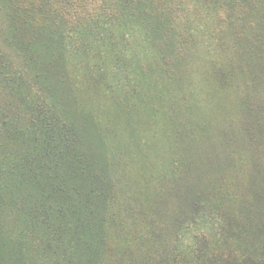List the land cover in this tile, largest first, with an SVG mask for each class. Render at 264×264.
I'll list each match as a JSON object with an SVG mask.
<instances>
[{"label": "rangeland", "instance_id": "374dc122", "mask_svg": "<svg viewBox=\"0 0 264 264\" xmlns=\"http://www.w3.org/2000/svg\"><path fill=\"white\" fill-rule=\"evenodd\" d=\"M229 2L232 24L221 0H177L165 25L114 0L48 13L41 1L14 35L24 53L0 0V59L12 66L0 130L43 145L54 103L65 152L78 137L92 165L81 196L73 169L67 181V164L40 152L26 176L0 162L18 177L0 186L18 218L12 234L0 215V264H264V17ZM12 74L29 92L14 94Z\"/></svg>", "mask_w": 264, "mask_h": 264}, {"label": "trees", "instance_id": "16d2710c", "mask_svg": "<svg viewBox=\"0 0 264 264\" xmlns=\"http://www.w3.org/2000/svg\"><path fill=\"white\" fill-rule=\"evenodd\" d=\"M42 4L48 5L47 9L45 10L47 13L51 9H56L58 7L69 9V10H77L76 8L80 6H94L101 4L103 0H1L3 9L6 15V21H7V38L8 40H12L14 44L17 45V47L25 53L31 52L30 45L27 44L26 46L19 42V39H25L23 38V34H21L18 38L14 35H17L19 30L26 29L28 22L24 19L22 20L21 14L23 13H29L31 9L35 11L36 4ZM119 1L120 4L125 8H135L138 11L141 10L143 15L146 18H157V22L161 24H166L165 19H168L167 15L170 14L173 9L177 6V0H114ZM236 2L239 4V6H243V8H246L247 4L251 5V8L254 13L259 12L264 17V7H263V1L262 0H233V3ZM229 0L223 1L221 0L220 5L222 6V10L218 13L221 15V17L224 20H227L229 23H233L232 15L229 13L228 17L226 18L227 11H229L230 5ZM224 4H226L224 6ZM53 5L54 7H51ZM246 5V6H245ZM83 9V8H82ZM86 9V7H84ZM164 9H169L170 11H164ZM154 10V13L152 11ZM175 10L173 11V13ZM172 13V14H173ZM225 15V16H224ZM220 17V16H219ZM144 18V17H142ZM248 21H245L244 24H248ZM166 31L165 28L161 30L162 33ZM51 34V33H50ZM259 38V36H258ZM22 45V46H21ZM24 58L25 55L23 54ZM7 61V64L5 62ZM31 64V63H30ZM2 65V66H1ZM32 67V64L30 65ZM33 68V67H32ZM8 70L9 72L12 71V66L9 64V60L7 59H0V73L3 71ZM11 84H13L14 94L17 93V91L21 93H25V90L29 92L30 85L27 84L25 81L23 82L21 78L19 77L20 81L22 82L23 86H21V82L19 86H15L14 79H16L15 75L12 74L11 77ZM15 86V88H14ZM20 86L22 87V90H20ZM11 89V87H10ZM57 87L50 88L49 96L45 98L48 99L52 95V91H56ZM37 99V98H35ZM28 101L23 102V113L27 112L31 115V105L36 101L34 100L33 96H30L27 98ZM30 101V102H29ZM39 102V99L37 100ZM48 114H44L42 117L44 118L43 123L46 125L45 134L44 136L41 135V139H38L42 144H39L31 149V136L24 137V134L16 133V137L10 134L7 130L1 131L0 130V162L5 163L9 171L14 170V168L17 167L19 170L17 174L20 172L21 175H25V170H28L27 172L31 171L30 161H34V151L40 152L42 157L40 159L44 160L45 164L51 163L56 161L59 165V167H63L62 163L67 164V167L65 168V172L67 175V181H69V175H70V168L73 169V184L70 188H73L74 193H76V190H79L81 193V196H84L90 189L91 179L89 174L85 173L86 171L92 170V165L89 163V160L91 159L90 155L87 154V150L84 148L83 142L79 140L77 137L74 139V142L72 146L69 148L72 150H76L77 156H79V159H74V161L71 159L73 158L74 154L71 155V150L67 149V152L64 150L65 143L67 139L71 140L72 136L70 133H68V137L64 136V133H57V129L60 127V124L51 123V117L49 118V114L51 112H54L55 114L58 112V110L54 107V103H52L51 108L47 107ZM29 117V116H28ZM38 117V116H37ZM26 117L23 116V118L20 119V123H18L15 120H12V123H18L19 127L22 129V132L24 133L27 131V128L30 126V123H27ZM47 121H49L50 125H47ZM67 129H69L67 127ZM21 136V137H20ZM18 137V138H17ZM28 137V138H27ZM40 146V147H39ZM37 148H40V150H37ZM66 153V156L64 157L63 161L60 163V157L62 154ZM58 154V155H57ZM56 155V156H55ZM90 157V158H89ZM76 161V162H75ZM2 174V173H1ZM78 174V175H77ZM17 178H12L11 176H8L7 174L0 175V186L4 188V190H9L12 185L16 187L17 185ZM94 182V181H93ZM86 196V195H85ZM69 198V197H68ZM79 203L81 204L83 202V197L80 198ZM81 201V202H80ZM90 197L87 198V203H90ZM82 205V204H81ZM79 205L80 210L86 205ZM0 215L3 217V220L6 222V225H8L9 228H11L12 234H16L17 232L14 231V229L17 227L18 224V218L16 217V214L12 210V208L9 210V208L6 205H2L0 207ZM15 227V228H14ZM14 228V229H13ZM14 231V232H13ZM57 232V231H55ZM11 259V258H10ZM12 260V259H11ZM19 261H25L23 259H20ZM19 264H25V263H19Z\"/></svg>", "mask_w": 264, "mask_h": 264}]
</instances>
